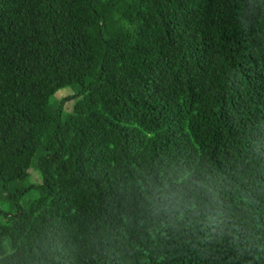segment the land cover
<instances>
[{
    "label": "trees",
    "instance_id": "1",
    "mask_svg": "<svg viewBox=\"0 0 264 264\" xmlns=\"http://www.w3.org/2000/svg\"><path fill=\"white\" fill-rule=\"evenodd\" d=\"M2 189L0 264H264V0H0Z\"/></svg>",
    "mask_w": 264,
    "mask_h": 264
},
{
    "label": "rangeland",
    "instance_id": "2",
    "mask_svg": "<svg viewBox=\"0 0 264 264\" xmlns=\"http://www.w3.org/2000/svg\"><path fill=\"white\" fill-rule=\"evenodd\" d=\"M67 88L59 89L56 93V97H63L68 95L71 91H68ZM66 90V91H65ZM65 91V92H64ZM63 92V93H62ZM65 107L67 109L71 108V103L68 102ZM30 176L25 180L18 183L19 187H29V185H34V183L39 182L40 176L38 171L32 167L29 169ZM11 189L5 190L2 189L0 191V211L4 213H12L17 209L18 205L25 206L27 203L31 202L32 200L36 199L38 196V192L36 190L30 189L25 191L20 195V197H10ZM4 215L0 213V221H4Z\"/></svg>",
    "mask_w": 264,
    "mask_h": 264
},
{
    "label": "clouds",
    "instance_id": "3",
    "mask_svg": "<svg viewBox=\"0 0 264 264\" xmlns=\"http://www.w3.org/2000/svg\"><path fill=\"white\" fill-rule=\"evenodd\" d=\"M164 187H167V185H164ZM166 198V197H165Z\"/></svg>",
    "mask_w": 264,
    "mask_h": 264
}]
</instances>
